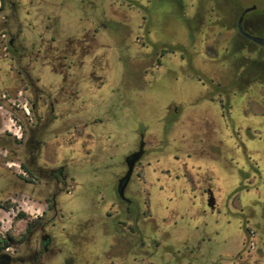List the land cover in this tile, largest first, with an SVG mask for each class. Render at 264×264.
I'll return each instance as SVG.
<instances>
[{
  "label": "rangeland",
  "instance_id": "374dc122",
  "mask_svg": "<svg viewBox=\"0 0 264 264\" xmlns=\"http://www.w3.org/2000/svg\"><path fill=\"white\" fill-rule=\"evenodd\" d=\"M94 5L98 26H121L100 41L111 42L123 59L99 73L108 80L102 90L82 91L76 99L81 136L90 132L83 125L93 122L102 163L85 166L81 151L79 186L61 209L67 220L62 251L44 256L42 264H64L73 249L89 264H103L113 254L119 264H135L127 255L135 248L159 249L150 263L141 256L137 264H168L160 257L169 252L174 264H264V49L237 37L234 28L242 9L255 5L256 34L264 36V0ZM76 15L71 4L65 13L50 7L48 22L61 28L63 21L64 33H76ZM20 90H12L8 123L16 138L30 109ZM142 131L148 155L126 192L142 203L137 226L114 179L125 174L122 158L138 147ZM182 163L187 181L177 177ZM8 183L2 179L0 187ZM9 185L27 190L15 181ZM196 202L203 206L192 212ZM42 211L25 197L13 202L12 209L0 210L1 231L12 225L19 239L26 219Z\"/></svg>",
  "mask_w": 264,
  "mask_h": 264
},
{
  "label": "flooded vegetation",
  "instance_id": "af4514ba",
  "mask_svg": "<svg viewBox=\"0 0 264 264\" xmlns=\"http://www.w3.org/2000/svg\"><path fill=\"white\" fill-rule=\"evenodd\" d=\"M95 1L0 0V182L2 179L9 182L7 186L0 187V210L12 209V203L24 197L43 208L35 218L26 219L23 235L19 239L12 225L5 232L1 231L3 226L0 225V264H42L44 256L48 257L56 250L61 252L59 246L64 244L67 224L61 209L69 201L63 199H69L79 186L81 151L88 158L85 166L102 163L98 157L103 152L96 153L97 138L90 129L93 122L83 125L90 132L82 138V124L80 120L76 121L80 112L74 109L82 91H100L108 83L99 73H103L109 63H122L123 59L114 51L111 42L100 41L102 36L114 37L116 30L121 31V26H98ZM70 4L77 12L74 20L78 28L76 33L67 34L64 33L63 21L61 28L49 25L48 9L59 8L65 13ZM257 11L255 5L242 9L234 28L237 37L264 49L243 36L238 29L243 17L244 32L264 38L251 31ZM106 12L105 9L103 14ZM29 15L33 18H28ZM101 49L105 54L110 53L111 58L105 59L104 53V56H99ZM17 88H21L17 95L27 98L30 106L23 122V135L18 138L12 136V126L8 124L12 121V90L16 92ZM139 138L138 147L122 158L125 174L117 173L114 179L116 195L126 204V214L134 215L137 226L141 221L142 203L129 198L126 192L139 175L140 166L148 155L145 131L139 133ZM141 150L142 155L136 160L125 190L127 200H124L118 194V187L129 171L127 159ZM175 162L176 159L172 163ZM13 167H19V171ZM179 167L183 172L177 176L178 179L184 176V181H187L184 175L188 172L187 164L182 163ZM12 181L21 183L27 190L12 189L9 185ZM190 184L197 186L193 180ZM198 205L203 206L196 202V206L191 207L192 212L198 210ZM112 236L115 240L117 232ZM21 239L23 241L19 242ZM127 252L135 264L141 256L145 257L141 260L144 263L157 256L155 249L135 248ZM190 256L192 258L195 254ZM80 257L73 249L65 255L64 264H89ZM162 257L165 255L161 254ZM106 260L104 264H119L121 258L113 254Z\"/></svg>",
  "mask_w": 264,
  "mask_h": 264
},
{
  "label": "water",
  "instance_id": "95a60500",
  "mask_svg": "<svg viewBox=\"0 0 264 264\" xmlns=\"http://www.w3.org/2000/svg\"><path fill=\"white\" fill-rule=\"evenodd\" d=\"M248 11L249 10H247L246 12H248ZM242 18L240 19V21L238 23V29H239L240 33L243 36H245L246 38H248L249 40L254 41L255 43L264 47V38L251 36V35L244 32L243 27H242ZM142 147H143V144H142ZM141 155H142V150L140 151L139 154H135V155H133L127 159L129 171H128L127 175L120 181L119 187H118V194L124 200H127V198L125 197V190H126V187L130 181L132 171H133V167L136 163V160H138L141 157Z\"/></svg>",
  "mask_w": 264,
  "mask_h": 264
},
{
  "label": "crops",
  "instance_id": "0c3cea01",
  "mask_svg": "<svg viewBox=\"0 0 264 264\" xmlns=\"http://www.w3.org/2000/svg\"><path fill=\"white\" fill-rule=\"evenodd\" d=\"M156 252H157V256H158V254H159V249H157ZM165 257L168 258V261H169L170 264H174V263H172V255H171L170 252L167 253V254H165ZM106 262H107V260L105 259V262H104V263H106ZM146 262H147V263H150L151 261L147 260ZM104 263H103V264H104ZM169 263H168V264H169Z\"/></svg>",
  "mask_w": 264,
  "mask_h": 264
},
{
  "label": "trees",
  "instance_id": "16d2710c",
  "mask_svg": "<svg viewBox=\"0 0 264 264\" xmlns=\"http://www.w3.org/2000/svg\"><path fill=\"white\" fill-rule=\"evenodd\" d=\"M255 30L256 32H254L253 30ZM251 31H253L254 33H260L259 32V30L255 27V26H253L252 28H251ZM261 34V33H260ZM188 243V244H187ZM186 243V241H185V243L184 244H187L186 246H190V244H189V241ZM188 248V247H187ZM165 255V254H164ZM162 258H164V257H162ZM166 259V258H165ZM166 261V260H165Z\"/></svg>",
  "mask_w": 264,
  "mask_h": 264
}]
</instances>
